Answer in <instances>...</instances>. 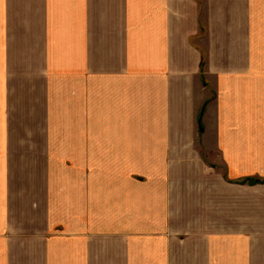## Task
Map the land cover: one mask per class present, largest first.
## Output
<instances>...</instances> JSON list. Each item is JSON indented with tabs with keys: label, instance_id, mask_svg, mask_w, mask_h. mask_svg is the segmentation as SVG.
I'll return each instance as SVG.
<instances>
[{
	"label": "crops",
	"instance_id": "1",
	"mask_svg": "<svg viewBox=\"0 0 264 264\" xmlns=\"http://www.w3.org/2000/svg\"><path fill=\"white\" fill-rule=\"evenodd\" d=\"M0 264H264V0H0Z\"/></svg>",
	"mask_w": 264,
	"mask_h": 264
}]
</instances>
